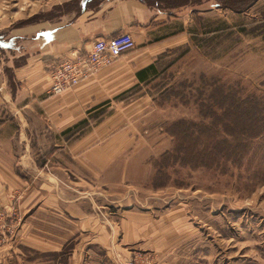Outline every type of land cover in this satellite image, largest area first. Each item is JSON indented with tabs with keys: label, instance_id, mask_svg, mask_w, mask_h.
Returning <instances> with one entry per match:
<instances>
[{
	"label": "crops",
	"instance_id": "1",
	"mask_svg": "<svg viewBox=\"0 0 264 264\" xmlns=\"http://www.w3.org/2000/svg\"><path fill=\"white\" fill-rule=\"evenodd\" d=\"M189 8L93 0L10 30L13 44L0 47V264H165L192 233L186 203L163 206L146 186L152 159L170 148L146 89L186 44ZM122 32L132 49L49 93L62 58Z\"/></svg>",
	"mask_w": 264,
	"mask_h": 264
},
{
	"label": "rangeland",
	"instance_id": "2",
	"mask_svg": "<svg viewBox=\"0 0 264 264\" xmlns=\"http://www.w3.org/2000/svg\"><path fill=\"white\" fill-rule=\"evenodd\" d=\"M203 1L186 3L190 36L146 89L170 138L146 186L160 189L163 206L186 203L192 233L169 247L165 264H264V0H227L234 9ZM78 6L0 0L1 47L13 44L10 30Z\"/></svg>",
	"mask_w": 264,
	"mask_h": 264
},
{
	"label": "built area",
	"instance_id": "3",
	"mask_svg": "<svg viewBox=\"0 0 264 264\" xmlns=\"http://www.w3.org/2000/svg\"><path fill=\"white\" fill-rule=\"evenodd\" d=\"M133 47L134 41L126 32L109 39H94L87 51L84 53L71 52L47 73L49 93L52 95L62 93L93 74L100 67L109 65L121 53ZM4 218L5 214L0 211V223ZM117 261L118 258H115L114 262ZM124 264H144V261L130 258Z\"/></svg>",
	"mask_w": 264,
	"mask_h": 264
},
{
	"label": "trees",
	"instance_id": "4",
	"mask_svg": "<svg viewBox=\"0 0 264 264\" xmlns=\"http://www.w3.org/2000/svg\"><path fill=\"white\" fill-rule=\"evenodd\" d=\"M84 1V3H82ZM93 0H79V6L77 7V9H81V5L82 4L83 6L85 5H89ZM146 2H149L151 4H155L157 5L159 8L161 9H171V8H177L179 6H182L190 1L194 2V1H197V0H145ZM222 1V6L226 7V8H231V9H234V8H238L236 6H233V5H229L227 3V0H221ZM228 1H233V0H228ZM236 1V4H239L241 0H235ZM78 2V1H77ZM218 4V3H217ZM2 46V44L0 43V47ZM239 110V109H238ZM238 111H235L232 112L233 114L236 113ZM185 133V132H184ZM192 134V133H191ZM185 137H187L188 135L187 134H184ZM169 152H165L164 154L161 155L164 156V155H167Z\"/></svg>",
	"mask_w": 264,
	"mask_h": 264
}]
</instances>
